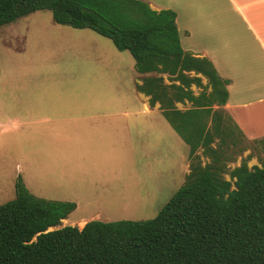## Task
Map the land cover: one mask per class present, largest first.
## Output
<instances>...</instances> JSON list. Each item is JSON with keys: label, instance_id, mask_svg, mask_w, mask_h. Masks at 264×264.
I'll return each mask as SVG.
<instances>
[{"label": "trees", "instance_id": "1", "mask_svg": "<svg viewBox=\"0 0 264 264\" xmlns=\"http://www.w3.org/2000/svg\"><path fill=\"white\" fill-rule=\"evenodd\" d=\"M37 10L132 55L142 74L135 88L150 106L159 103L188 145L189 172L155 217L95 219L82 227H57L74 202L37 197L19 180L15 197L0 204V264H264V159L248 167L249 152L228 168L236 158L227 149L240 154L245 137L223 109L226 81L210 60L181 47L176 13L143 0H0V26ZM185 101L188 108L175 106ZM254 142L264 154V136Z\"/></svg>", "mask_w": 264, "mask_h": 264}, {"label": "rangeland", "instance_id": "2", "mask_svg": "<svg viewBox=\"0 0 264 264\" xmlns=\"http://www.w3.org/2000/svg\"><path fill=\"white\" fill-rule=\"evenodd\" d=\"M137 74L127 50L88 28L55 23L50 10L0 26V204L15 197L21 180L37 197L80 200L57 227H82L81 217L99 208L130 220L155 217L185 179L188 146L159 109L145 111ZM101 101L109 111L126 110L129 120L96 124L101 134L75 131L70 116ZM254 140L243 138L240 154L227 149L236 158L228 168L249 152L248 167L260 165ZM198 153L202 164L209 160ZM93 180L100 189L79 193L77 185ZM141 184L146 195L137 194Z\"/></svg>", "mask_w": 264, "mask_h": 264}, {"label": "crops", "instance_id": "3", "mask_svg": "<svg viewBox=\"0 0 264 264\" xmlns=\"http://www.w3.org/2000/svg\"><path fill=\"white\" fill-rule=\"evenodd\" d=\"M143 1L153 10L170 9L176 13V24L183 50L196 57H204L210 60L218 75L226 81L228 96L223 109L233 119L246 139L253 140L263 137L264 0ZM141 76L142 74H137L139 79L136 83H140ZM163 77L165 78V75ZM193 86H191L192 90ZM198 92L193 91L194 94H198ZM140 96L143 98V106L146 112L151 111L150 107L159 109V103L149 107L148 96L144 94ZM92 105L94 106L91 107L90 111L74 112L75 114L70 116L75 131L101 134L103 132L99 125H106L108 122L126 123L129 120L126 110L109 111L110 102L108 101L96 102ZM175 106L177 108L179 106L184 107L179 109H186L190 106V102H176ZM83 123L86 125L80 127L84 125ZM93 124L94 126H91L92 132L89 125ZM151 124L152 120H150V126ZM183 166L186 176L189 172L188 154L187 162ZM69 171L76 173V171L79 172V169L70 168ZM86 175L90 174L86 173ZM94 182L96 181L93 180L91 185L87 183L77 185L80 188L79 193L87 192L89 194L90 190L96 192V189H100L101 183ZM77 186L75 187L76 190ZM130 188L134 189L133 187ZM147 191L148 186L141 184L137 194L146 195ZM58 201L76 204L80 200L70 198V200L58 199ZM84 203L88 202L85 201ZM103 210L99 208L94 214L81 217L80 224L83 225L86 221L95 219L127 218V216L108 215Z\"/></svg>", "mask_w": 264, "mask_h": 264}]
</instances>
